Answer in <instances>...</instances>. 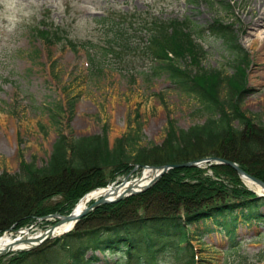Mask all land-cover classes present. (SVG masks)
Instances as JSON below:
<instances>
[{"label": "rangeland", "instance_id": "rangeland-1", "mask_svg": "<svg viewBox=\"0 0 264 264\" xmlns=\"http://www.w3.org/2000/svg\"><path fill=\"white\" fill-rule=\"evenodd\" d=\"M255 2L0 0V174L21 172L23 161L34 163L37 167L47 164L59 128L77 138L103 134L106 130L111 145L117 138L132 134L135 147L139 148L151 143L162 144L170 120L176 121L180 128L206 120L208 114L198 99L178 91L166 74L153 73V66L159 65L158 61H152L154 36L152 31L147 33L141 28V15L156 16L167 22L174 18L179 21L190 19L204 28L205 32H201L203 38L199 39L197 33L193 37L198 45L196 51L199 54L196 55L203 57L199 66L205 70L217 69L221 76L209 75L203 80L213 86L222 79L221 96L231 94L241 103L240 110L264 126V46L252 45L250 40L253 36L245 32L249 26L250 8L255 6ZM224 5H230L231 9L226 12ZM104 17L106 24L101 23ZM42 20L48 23L47 26L40 24ZM215 20L230 26L235 36L238 35L241 46L246 50L241 64L235 62L236 58L223 40L212 34L218 25ZM57 27L60 30L54 29ZM45 28L48 40L45 35L39 34ZM263 29L261 27L254 32L260 34ZM120 30L129 32L131 45L127 46L120 39ZM157 34L160 38L161 30ZM71 43L77 47H72ZM171 53L174 55V52ZM190 61L185 59L182 64L188 66ZM239 74L243 75L242 82L233 86L231 79ZM71 99H75L73 115L69 113ZM59 105L63 108L60 114L62 124L54 125L51 114ZM256 160L249 161L259 169L261 166ZM198 168L199 172L180 171L178 174L184 177L182 182L192 187L193 183H201L207 178L216 182L213 187L222 183L228 193L233 189L246 193L255 191L242 178H236L224 169L219 168L215 173L209 164ZM143 170L134 163L125 164L118 170L107 168L100 180L118 185L126 178H140ZM90 177L91 180H98L95 176ZM179 189V186L168 188L164 197L177 212L185 213L195 201L184 200ZM198 195L201 196V193ZM63 200L62 196L56 195L44 199L42 203L54 205ZM3 205L6 207L8 203L3 202ZM4 206L0 209V217L3 213L8 214ZM156 208L148 207L147 211L139 208L137 213H154ZM260 210L264 212V205ZM53 214L34 218L30 226L5 224L7 228L0 232V236L4 233L15 235L16 231L32 225L30 233L43 231L56 223L53 220L57 218ZM79 220L71 230L75 229ZM59 237L46 239L39 246L24 251L53 246ZM237 241L236 246H231L226 235L214 232L204 237L203 243L193 238L190 244L195 248L200 264H264L255 256L264 249L263 223L255 221L241 225ZM20 252L0 255V264H13L20 257ZM97 254L104 260L102 254ZM108 264L114 262L109 261Z\"/></svg>", "mask_w": 264, "mask_h": 264}, {"label": "trees", "instance_id": "trees-1", "mask_svg": "<svg viewBox=\"0 0 264 264\" xmlns=\"http://www.w3.org/2000/svg\"><path fill=\"white\" fill-rule=\"evenodd\" d=\"M190 29L193 27L176 20L156 23L152 29L155 44L152 58L159 65L153 67V73L166 74L178 91L198 99L208 114L206 120L189 128H180L170 120L166 139L161 145L139 148L135 147L132 134L118 138L111 147L106 131L77 138L59 128L47 164L37 167L23 161L21 169L25 170L17 176L0 174V209L3 202L8 203L4 206L8 214L3 213L0 217V232L7 228L5 224L16 223L17 227H23L29 226L34 218L49 213L68 214L86 192L106 184L100 180L105 169L118 170L129 163L174 164L219 156L236 161L245 171L264 180V126L240 110L241 103L231 94L221 96L222 79L213 86L203 80L221 74L217 69L200 68L203 57L196 55L199 54L196 51L198 45ZM194 29L201 30L197 25ZM158 30H161L160 38ZM213 32L222 38L236 58L235 62L241 64L246 52L230 27L218 22ZM45 34L43 31L42 35ZM44 37L48 40V35ZM185 44L187 46L183 48ZM171 52H174L173 56ZM185 59L191 60L188 66L182 64ZM242 79V74L231 79L233 86ZM74 100H69L71 115L74 114ZM62 112L59 105L51 114L54 125L62 124ZM138 128L141 129V125ZM253 158L261 168L256 169L249 161ZM210 168L215 173L219 168L224 169L239 178L228 165L212 164ZM182 170L199 172L198 167L172 168L152 188L120 202L100 206L83 217L74 230L57 238L55 245L22 251L13 264H98L102 261L98 252L104 255L103 264L109 263L107 255L118 256L112 258L114 264H199L189 240L198 237L202 241L203 236L219 230L229 236L234 245L242 223L254 219L264 223V214L259 211L264 197L241 189L228 193L222 183L213 187L216 182L207 178L191 187L182 182L184 177L178 174ZM90 176L98 180H91ZM176 186L184 200L195 201L184 214L177 212L164 197L168 188L175 189ZM56 195L64 200L54 205L42 203ZM148 207L157 208L146 216L137 213L139 208L146 210ZM255 256L263 262L264 249Z\"/></svg>", "mask_w": 264, "mask_h": 264}, {"label": "bare ground", "instance_id": "bare-ground-1", "mask_svg": "<svg viewBox=\"0 0 264 264\" xmlns=\"http://www.w3.org/2000/svg\"><path fill=\"white\" fill-rule=\"evenodd\" d=\"M247 24L249 26L245 32L248 35L253 36V38L250 40L252 42V45L261 44L262 46H264V29L260 34L256 33L261 27L264 28V0H256L255 6L250 8V20L247 22ZM8 140L10 143L12 142L11 138H9ZM158 173L159 170L155 171L151 168H145L143 170L142 178H138L135 180H131L130 178L125 179V184L120 187L119 193L127 191V189H129L130 187H132L135 191L146 189L147 185L149 184V181L153 178V176H156ZM242 179L247 183L250 188L258 191L261 194H264V190L261 188V185H258L259 183L257 184L255 181L246 176H244ZM111 189L113 188L101 187L83 196L75 205L72 211L75 213L73 214L77 215V213H80L85 208H87L90 202L99 200L105 197L106 195H109L110 198L115 199L116 197H113L114 194L111 192ZM71 227L72 224L70 222H65L63 224L58 225L52 231L40 230L36 233H30V230H25L15 235H12L10 233H4L0 236V251L8 249L7 253H10L13 251H24L26 249L34 248L44 243L45 240L43 239L47 237L53 238L58 235H61L64 232H67Z\"/></svg>", "mask_w": 264, "mask_h": 264}, {"label": "water", "instance_id": "water-1", "mask_svg": "<svg viewBox=\"0 0 264 264\" xmlns=\"http://www.w3.org/2000/svg\"><path fill=\"white\" fill-rule=\"evenodd\" d=\"M203 160H218L221 163H226V164L234 167L241 176H243V177L246 176V177L252 179L253 181L259 183L260 185H262L264 187V182L263 181H261L260 179L254 177V176H252L250 174H248L247 172H245L234 161H231V160H228V159H223V158H220V157H210V158H206V159H203ZM201 162H202V160H201ZM199 163L200 162L189 161V162H185V163H177V164H174V165H163V166H147L146 165L144 167L145 168H153L155 171L159 170V173L156 176H153L152 180L149 183V186H152L153 184H155L159 180V178L161 177V175L163 173H165L171 167H175V168H178V167H192V166L199 165ZM140 178H142V176ZM124 184H125V179H124V181L120 185H117L116 187H114L113 189H111V192L114 194L113 197H116L115 199H112V198L109 197V195H106L105 197H103V198H101L99 200L94 201V203H92L89 207L85 208L80 213H77V215L73 214L75 212H72V213H70L68 215H60V214L54 213L52 216H54V218H57L58 221H56V223L53 226L48 227L45 230L52 231L58 225L63 224L65 222H70L72 224V226H73V225L76 224V222L79 220V218L87 215L89 212H91L92 210H94L98 206H100L102 204H106V203L117 202V201L123 200L124 198H126L127 196H129L131 194H135V193L140 192V191H135V190H133L132 187H130L129 189H127V191H125L123 193H119L120 187L123 186ZM110 188H112V187H110ZM146 188H148V187H146ZM16 232H18V231H16ZM46 239H49V238L47 237V238H45L43 240H46ZM7 252H8V249L7 250H2V251H0V255H3L5 253H7Z\"/></svg>", "mask_w": 264, "mask_h": 264}]
</instances>
